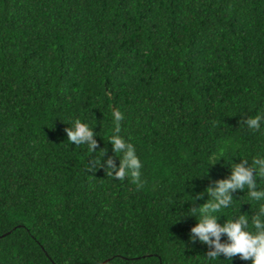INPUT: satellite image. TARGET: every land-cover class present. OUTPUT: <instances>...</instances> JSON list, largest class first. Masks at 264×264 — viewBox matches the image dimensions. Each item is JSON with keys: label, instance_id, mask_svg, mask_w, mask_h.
<instances>
[{"label": "trees", "instance_id": "1", "mask_svg": "<svg viewBox=\"0 0 264 264\" xmlns=\"http://www.w3.org/2000/svg\"><path fill=\"white\" fill-rule=\"evenodd\" d=\"M244 160L264 191V0H0V264H252L191 240Z\"/></svg>", "mask_w": 264, "mask_h": 264}, {"label": "clouds", "instance_id": "2", "mask_svg": "<svg viewBox=\"0 0 264 264\" xmlns=\"http://www.w3.org/2000/svg\"><path fill=\"white\" fill-rule=\"evenodd\" d=\"M117 120L120 119V113L115 112ZM260 116L250 118L247 123L249 127L256 130L260 127ZM70 142L75 141L77 144L83 143L85 140L91 139L93 132L88 128L87 125L76 121L75 130H68ZM117 148L122 147L120 139L114 141ZM96 142L92 141V148H95ZM136 163L135 160L132 161ZM243 163L234 165L232 176L227 180H221L218 182L216 188L207 189V194L212 199L201 206L200 208H191L192 214L190 216H196L195 214L199 211L201 219L196 227L192 228L191 240L195 241L198 236L201 242L209 245L210 249L214 245L213 250H209L207 257L214 259L220 257L221 253L227 257V260H233V258L239 256L241 260H251L252 264H264V206H261L259 213L252 218V224L256 229L255 232L246 230L248 228V220L241 216L239 219L227 221L226 224L221 226L217 223L218 217L214 213L218 212L221 208L228 207L232 200L231 192L237 190H244L245 187L249 189L248 195L255 199L261 200L264 198V191H255V182L253 176V170L245 168ZM109 164L112 161L109 160ZM111 175V172L109 173ZM119 175L123 177L124 170L121 169ZM256 176H259L261 180H264V167L257 170ZM203 195V193L198 194ZM221 234H227L228 241L224 244L220 242ZM215 238L214 240L212 238Z\"/></svg>", "mask_w": 264, "mask_h": 264}]
</instances>
